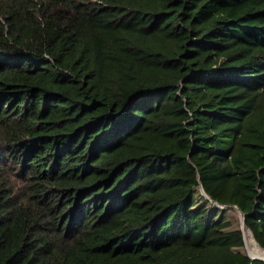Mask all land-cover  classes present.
Returning <instances> with one entry per match:
<instances>
[{"label":"trees","instance_id":"obj_1","mask_svg":"<svg viewBox=\"0 0 264 264\" xmlns=\"http://www.w3.org/2000/svg\"><path fill=\"white\" fill-rule=\"evenodd\" d=\"M235 206L264 249V0H0V264H264Z\"/></svg>","mask_w":264,"mask_h":264},{"label":"rangeland","instance_id":"obj_2","mask_svg":"<svg viewBox=\"0 0 264 264\" xmlns=\"http://www.w3.org/2000/svg\"><path fill=\"white\" fill-rule=\"evenodd\" d=\"M11 180L14 183V187H15L17 193H18V197L19 198L23 197L25 195V193H26V189H25V185H24L22 179L21 178H17V177H13V178H11ZM226 216L232 222L234 227H240V228L242 227L243 215L236 207L228 210ZM255 243H256V241H255ZM256 244L258 245V243H256ZM256 244L252 243V247H255ZM243 250L247 254H248V252H250L247 243L245 244V247H244Z\"/></svg>","mask_w":264,"mask_h":264},{"label":"bare ground","instance_id":"obj_3","mask_svg":"<svg viewBox=\"0 0 264 264\" xmlns=\"http://www.w3.org/2000/svg\"><path fill=\"white\" fill-rule=\"evenodd\" d=\"M258 243L257 240L255 239L254 235L250 232V231H247L246 232V243L249 247V254L253 257H261V258H264V249L261 248V246L258 244L255 243ZM252 243L256 244L255 247H252Z\"/></svg>","mask_w":264,"mask_h":264},{"label":"water","instance_id":"obj_4","mask_svg":"<svg viewBox=\"0 0 264 264\" xmlns=\"http://www.w3.org/2000/svg\"><path fill=\"white\" fill-rule=\"evenodd\" d=\"M201 191L205 194V190H204V188L201 186ZM236 208H237V206H235ZM241 212V211H240ZM242 213V212H241ZM242 215H243V222H242V232H243V234H244V241H245V244H246V232L247 231H250L251 233H252V231L249 229V228H247L246 227V224H245V220H244V218H245V216H244V214L242 213ZM253 234V233H252ZM254 235V234H253ZM259 244V243H258ZM260 245V244H259ZM261 246V245H260ZM262 247V246H261ZM263 248V247H262ZM248 255L251 257V258H253V259H261V260H264V258H261V257H258V256H256V257H253V256H251L250 254H249V252H248Z\"/></svg>","mask_w":264,"mask_h":264}]
</instances>
